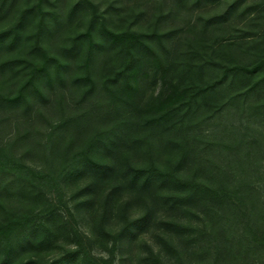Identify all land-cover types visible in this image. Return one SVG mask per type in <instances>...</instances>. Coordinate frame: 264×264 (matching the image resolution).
Wrapping results in <instances>:
<instances>
[{
	"label": "rangeland",
	"instance_id": "1",
	"mask_svg": "<svg viewBox=\"0 0 264 264\" xmlns=\"http://www.w3.org/2000/svg\"><path fill=\"white\" fill-rule=\"evenodd\" d=\"M0 264H264V0H0Z\"/></svg>",
	"mask_w": 264,
	"mask_h": 264
},
{
	"label": "trees",
	"instance_id": "2",
	"mask_svg": "<svg viewBox=\"0 0 264 264\" xmlns=\"http://www.w3.org/2000/svg\"><path fill=\"white\" fill-rule=\"evenodd\" d=\"M119 35H114V40H118L119 38L117 37ZM259 65V64H258ZM257 68H259V66L254 65L252 67H239V69L244 70L245 72H254ZM10 101L14 100V98H10Z\"/></svg>",
	"mask_w": 264,
	"mask_h": 264
}]
</instances>
